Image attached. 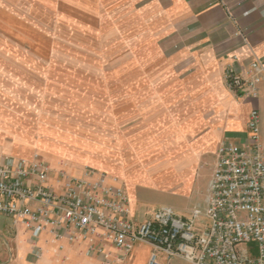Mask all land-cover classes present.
Returning a JSON list of instances; mask_svg holds the SVG:
<instances>
[{"label":"crops","instance_id":"obj_1","mask_svg":"<svg viewBox=\"0 0 264 264\" xmlns=\"http://www.w3.org/2000/svg\"><path fill=\"white\" fill-rule=\"evenodd\" d=\"M64 37L72 44H47ZM255 59L264 64V0H0V163L38 154L57 187L61 171L104 172L125 186L138 222L152 213L139 187L189 194L208 167L203 201L181 212L189 216L207 205L220 143L247 142L254 108L264 141V80L253 99L231 90L226 75L246 78ZM64 96L73 113L88 103L100 128L85 136L65 124ZM58 233L32 238L3 215L0 264H148L153 250L106 242L89 252V241Z\"/></svg>","mask_w":264,"mask_h":264},{"label":"built area","instance_id":"obj_2","mask_svg":"<svg viewBox=\"0 0 264 264\" xmlns=\"http://www.w3.org/2000/svg\"><path fill=\"white\" fill-rule=\"evenodd\" d=\"M226 75L231 90L257 99L264 64L253 60L246 78L232 69ZM247 129L245 144L220 143L207 205L189 216L162 206L135 221L127 190L116 179L93 169L83 178L61 171L57 187L50 184V165L36 154L31 160L0 163V217L23 223L32 238L48 228L61 229L57 236L72 243L89 241V252H102L106 242L126 253L148 243L153 247L148 264H164L161 254L189 264H264V141L256 108ZM251 243L256 253L244 247Z\"/></svg>","mask_w":264,"mask_h":264},{"label":"rangeland","instance_id":"obj_3","mask_svg":"<svg viewBox=\"0 0 264 264\" xmlns=\"http://www.w3.org/2000/svg\"><path fill=\"white\" fill-rule=\"evenodd\" d=\"M71 41L72 38H67V37L53 38V39L49 38L47 39V44L50 45V44H54L55 42H60L62 43V45H70L72 44ZM62 56L64 61L67 63L76 61L74 58H72V55L70 54H63ZM80 89H82V92L85 93L84 95H87L86 93L91 91L93 87L85 85ZM64 97H66L64 98L65 100L63 102L65 106L64 113H65V117L66 115L68 117L67 119L65 118V121L67 120L65 124L68 123V120L72 121L71 127H74L73 128L74 130H79V133L84 134L85 136L87 135V133H89L88 128H100V126L98 125H101L100 122L103 121L102 119H97L96 121H94V119L90 120L87 118L88 117L87 112H89V108L87 109L88 103H77V106L75 107V111L73 113L72 111L73 103L68 100L69 99L68 96H64ZM79 105L82 108L78 107ZM82 126L84 127L82 128ZM208 171H209L208 167L204 168L203 171L204 175H202V177L194 186L193 191L190 192L189 194H178V193L169 192L165 189L142 186L139 187L138 189L139 191L138 193L140 194V199L143 203H145L146 208L149 209L150 212L152 213L160 206L166 205L174 208L177 213L183 214L181 212H187L188 210L192 209L196 205H199L203 201V197L205 193L204 191L207 187ZM1 218L2 216L0 217V220ZM244 247H248V248L250 247L253 249L255 253L257 252V245L255 243L244 244Z\"/></svg>","mask_w":264,"mask_h":264}]
</instances>
